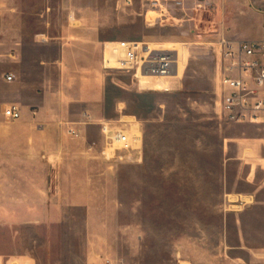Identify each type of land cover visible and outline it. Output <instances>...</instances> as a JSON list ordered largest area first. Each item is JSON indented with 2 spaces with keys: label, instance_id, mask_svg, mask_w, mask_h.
Here are the masks:
<instances>
[{
  "label": "rangeland",
  "instance_id": "obj_1",
  "mask_svg": "<svg viewBox=\"0 0 264 264\" xmlns=\"http://www.w3.org/2000/svg\"><path fill=\"white\" fill-rule=\"evenodd\" d=\"M151 1L0 0L2 77L13 72L19 52L55 58L63 42L81 51V40L67 35L78 29L99 38L106 81L103 102L90 109L75 100L76 77L61 75L54 61L51 96L42 100L48 110L37 107L38 115L19 120L1 116L0 167H21L16 190L36 201L31 207L39 218L36 226L6 224L0 235L8 244L13 231L12 242L37 264H101L106 258L117 264H251L247 246L264 245V218L244 211L253 199L231 207L264 182V125L227 123L217 114L221 0H185L176 7L177 0H161L163 11ZM241 2L243 13H227L230 28L264 14V0ZM119 40L177 48L180 78L105 70L104 48ZM4 97L11 99V92ZM87 109L91 122L84 119ZM44 119L50 122L45 130ZM99 121L141 142L117 151L123 159L108 160ZM67 126L81 129V137L69 135Z\"/></svg>",
  "mask_w": 264,
  "mask_h": 264
},
{
  "label": "crops",
  "instance_id": "obj_2",
  "mask_svg": "<svg viewBox=\"0 0 264 264\" xmlns=\"http://www.w3.org/2000/svg\"><path fill=\"white\" fill-rule=\"evenodd\" d=\"M242 2L238 3V0H221L222 15L221 20L218 21L220 33L232 40H259L264 34L263 13H255L253 19L243 18L234 22L231 28L227 26L228 24L225 20L227 13L230 10L237 14L243 13L242 10H240ZM67 35L81 40L80 43L83 45L81 51H75L63 42L60 53L58 57L55 58L47 54L39 55L25 51L14 55L12 61L13 72L11 73L14 75L13 81L9 82L6 80V76L2 77L0 75V120L4 117L2 114L3 107H6L7 105H17L22 113L21 118L23 115H38L37 107L41 110H48L42 100L51 96L50 70L53 68L52 62L54 61L57 68L60 69L61 75L76 77L75 83L78 86L79 92L75 100L93 110L99 106L100 102H103L106 81L101 74L102 65L99 54V38L95 37V34H87L78 29L67 33ZM37 41L35 39L33 42L36 43ZM42 41L48 42V39ZM67 44L69 45L72 43L67 42ZM174 49L177 50V48ZM182 65L183 62L180 55L178 72L175 76L154 77L145 74L141 79H179L182 72ZM36 76H39L40 79H37ZM12 82L14 83L11 86L9 83ZM8 91L11 92V99L4 97ZM90 109H87L84 113L87 112L92 118H94ZM49 123L50 122L45 119L40 121V124L45 125L44 130ZM87 125L89 124L82 127L83 132H86ZM78 130L81 137L82 130ZM90 148L93 147L90 146ZM20 168L21 167H0L1 230L4 229L3 226L6 224H11L12 227L17 226L13 221L21 220H23L28 226H36V220L39 218L35 213V209L31 207V204H36V201L22 199L18 190H16L22 186L20 181L21 177L18 174ZM9 172H12L13 174H8ZM16 172L17 174L15 175ZM263 193L264 182L261 181L259 184L256 183L254 185L253 190L243 192L239 195L238 199H244L245 197H251L253 199L252 205L244 209L245 213L252 212L255 215H258L261 219L264 218V215L260 214L261 212H264V197H261ZM21 205H28V207H22ZM47 218L49 219L51 216H47L46 219ZM9 221L12 223H7ZM3 239L4 236L0 235V264H37L31 257L26 254H21V249L12 242L15 239L13 231L11 232V243L4 244L2 241ZM247 249L252 252V254L249 255V262H251V264H264V245H251L247 246Z\"/></svg>",
  "mask_w": 264,
  "mask_h": 264
},
{
  "label": "built area",
  "instance_id": "obj_3",
  "mask_svg": "<svg viewBox=\"0 0 264 264\" xmlns=\"http://www.w3.org/2000/svg\"><path fill=\"white\" fill-rule=\"evenodd\" d=\"M185 0H177L174 7L181 6ZM151 5L163 11L161 0H152ZM165 6V10H167ZM1 12V6H0ZM216 46L219 53L218 89L216 109L219 118L228 123L264 125V34L259 40H232L219 33ZM113 57L117 56L116 64ZM178 51L136 40H119L105 46L103 67L105 70L135 71L136 76L173 77L178 72ZM7 81H13L14 75H6ZM2 114L5 118L18 120L21 110L17 105H7ZM88 122L93 118L84 113ZM105 146L102 155L110 160L117 156V151L136 149L141 137L132 134L123 127L113 126L106 121H99ZM67 133L74 138L80 132L73 126H67ZM123 159L122 155L117 156ZM248 202L236 199L231 207H241ZM101 264H117L106 258Z\"/></svg>",
  "mask_w": 264,
  "mask_h": 264
},
{
  "label": "bare ground",
  "instance_id": "obj_4",
  "mask_svg": "<svg viewBox=\"0 0 264 264\" xmlns=\"http://www.w3.org/2000/svg\"><path fill=\"white\" fill-rule=\"evenodd\" d=\"M174 50H175V49H174ZM176 51H178V50H176ZM178 57H179V59H180V52H179V51H178ZM112 58H113L112 63H113V64H116L117 56H115V57L112 56ZM137 132H138V131H137Z\"/></svg>",
  "mask_w": 264,
  "mask_h": 264
}]
</instances>
